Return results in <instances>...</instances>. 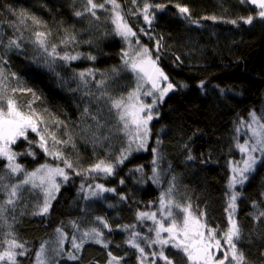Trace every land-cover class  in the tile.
<instances>
[{
  "label": "trees",
  "instance_id": "1",
  "mask_svg": "<svg viewBox=\"0 0 264 264\" xmlns=\"http://www.w3.org/2000/svg\"><path fill=\"white\" fill-rule=\"evenodd\" d=\"M155 1L116 3L137 34L131 42L139 39L140 44L153 49L168 76L163 84L171 82L175 87L153 110L157 117L149 125L147 152H132L112 175H105L85 170L99 160L114 163L128 147V131L121 130L123 122L112 101L121 97L126 100L141 83L124 63L128 46L115 33L113 5L94 0L105 4L103 9H95L94 17L85 11L87 0H0V80L7 85L6 89L0 85V94L11 96L25 112L31 104L43 116L45 123L38 132L46 136L50 149L53 144L48 132H54L61 141L71 139L68 144L55 145V149L74 166L67 169V181L58 178L60 189L46 215L32 214L43 203L45 193L30 185H24L15 209L9 206L3 214L6 220H0V251L7 247L6 240L13 238L10 232L27 249L25 255L17 257V264H37V252L42 244H53L57 228L73 235L76 230L94 227L103 231L107 248L87 242L75 253L79 259L73 260L69 255L58 256L54 244L49 246V264H107L108 252L123 257L121 264H140L141 254L125 242L129 233L123 226L136 228L151 239V223L138 219L137 214L148 212L170 187L172 198L182 205L190 203L197 217L204 213V223L216 228L218 235L227 229L231 167L242 155L237 147L238 125L252 111L258 112L264 124V20L257 17L252 24L244 23L240 17H256L259 9L241 0H168V8L178 11L175 5L187 6L192 19L200 23L183 19L185 29L179 39L157 51L156 22L153 19L149 25L141 11L146 2L152 5ZM77 11L83 15L76 16ZM22 14L44 23L36 25L26 17L21 23ZM207 16L220 19H202ZM231 20L237 23L228 22ZM37 32L49 33L43 47L36 39ZM71 36L75 40L68 39ZM10 40L20 47H9ZM66 53L79 54V58L66 61L61 58ZM89 69L93 75L87 74ZM80 72L86 73L83 79ZM13 88L25 91L13 93ZM158 140L161 143L157 144ZM39 141L40 135L31 131L27 139L14 146L15 152L22 153L17 159L25 171H34L42 164L64 167L63 160L45 153ZM189 155L194 159L188 160ZM6 164L0 158V176L4 177L0 204L7 199L3 186L24 179L23 172L11 174ZM97 184L115 192L85 199L89 185L94 189ZM238 191L241 195L235 219L242 238L237 247L248 264H264V217L256 219L264 212V157ZM97 217H103L109 228H104ZM145 249L151 254L148 244ZM164 254L173 264H189L185 254L174 247L165 248Z\"/></svg>",
  "mask_w": 264,
  "mask_h": 264
},
{
  "label": "snow or ice",
  "instance_id": "2",
  "mask_svg": "<svg viewBox=\"0 0 264 264\" xmlns=\"http://www.w3.org/2000/svg\"><path fill=\"white\" fill-rule=\"evenodd\" d=\"M105 2L113 5L112 11L114 15L112 17V22L115 25L116 35L122 37L125 41H128L129 45L131 46V41L129 38L135 37L136 32H134L131 26L124 20L123 16L118 10L120 6L116 3V0H105ZM132 2L135 3L136 0H132ZM241 2H249L252 5H256L259 9L256 17L251 15L247 17H240L244 23L252 24L253 20L257 17L261 20H264V0H241ZM87 5L88 7L85 8V11L90 12L94 17L96 16L95 9H103L105 7V4H97L94 2V0H87ZM152 7V5L146 2L144 4V8L141 10L143 12L145 22H147L149 25H151L153 19L155 18L154 13L150 12ZM154 7L156 9L163 10L166 5L157 4ZM175 7L178 9L181 17L186 19L189 23H200L199 20L192 19L190 9L187 6L177 4ZM75 15L81 16L83 13L77 11L75 12ZM25 17L30 19L32 23L36 25H41L44 23L37 17L26 16V14H22L21 23L24 22ZM202 19L215 21L220 18L216 16H207L203 17ZM228 22L232 24L237 23L236 20H231ZM141 31H143V29H141ZM35 35L40 46L43 47L46 37L49 35V33L37 32ZM68 39L75 40V36H71ZM65 42L67 41H61V43ZM136 43L139 44V39H137ZM12 46L17 48L20 47V45L15 40L9 41V47ZM160 47H162V45L160 44V41H157V51H159ZM53 53H55V46H53ZM124 56L127 57L128 52H124ZM61 58L66 61L76 60L79 58V54L68 55L66 53ZM88 58L93 60L95 59L94 56H89ZM158 60L159 57L156 59L152 58V54L147 47H141V50L136 52L135 57L131 59V61L125 59L124 63L126 66H130L132 71L138 73L139 80L151 84L152 90L145 92L144 95L153 96L154 91H158L159 100L162 101L164 96L167 95V93L171 91L175 85L171 82H168L166 87L161 88L160 82H167L168 76L164 73L163 69L159 67ZM86 72L88 75L94 74L91 69L86 70ZM85 74V72L79 73L81 79L85 77ZM14 75L15 74L13 73V76ZM2 76L3 73L0 72V77ZM98 83L103 84L104 81H99ZM0 85H2L5 89L7 88V85H3V80H0ZM203 85L204 82L201 81L200 87H203ZM182 86L186 87V85ZM141 87L142 84L138 83L137 88L128 93L127 103L125 102L124 97L112 101V106L120 110L119 120L123 122V129L121 130L127 131L129 129V125L134 127V132L129 134L128 147L122 149L121 155L114 163L105 160H99L85 171L112 175L116 166L123 164L132 151H138L146 147L147 138L150 132L148 125L153 119V107L156 104V98L154 97L152 104H144L143 102H140L139 94ZM18 90L25 91V89H11L13 93ZM26 91L30 92L31 89H27ZM33 96H35L34 93ZM0 102H3L0 103V157H3L7 160L6 168L11 174H19L23 172L25 175V179L21 180L19 183H12L10 185L3 186V190H5L7 193V199L2 204H0V220H6L3 214L8 211L9 206H11L13 210L15 209L17 202L22 199V189H24V185L29 184H31L32 188L40 187L45 193L43 203L37 205L36 207L38 210L32 214L46 215L50 210L52 200L55 199V193L60 189V184L57 183L56 177H62L64 181H67L69 176L65 169H72L74 167L72 162L64 158L62 151L55 149V145L68 144L71 142V139L61 141L57 139L54 132H48L47 135L51 138L53 144V148L50 149L48 147V139L46 136L38 132V127L41 124H44L45 120L40 113L31 108V104L28 105L29 111L25 112L21 109V106L17 103V101L11 96L5 97L3 94H0ZM250 115L252 116L253 123H257L258 127H252L251 124L248 125V127L251 129L252 136L255 138L254 142L245 141L243 144H237V147L241 153H244L245 155L241 161L233 162L232 164V175L229 179L228 186L230 189H233V191L231 192L228 201V207L226 208L229 218L228 227L223 232V235L220 238H217V229L209 227L206 223L202 222L204 213H201L199 217L195 216L191 211L192 206L190 203L182 205L179 202H176L172 198L173 188L170 187L166 193L161 194L159 201L160 211L171 220V223L168 224L167 227H165L163 220L158 221L156 219V213L140 212L137 214L138 219H151L157 224V227L155 228L156 239L150 241V243L160 244L161 250L158 253L153 252L151 254L153 257L159 256L166 262V264H173V261L169 260L168 256H166L163 251L164 246L171 245L185 254L189 264H248L244 253L237 247V243L242 238V233L240 225L235 219V211L237 207L236 201L241 193L235 191L234 189L236 185L242 186L249 179V175L255 171L258 161H260L261 157L264 156V124L258 123V118L256 117L255 113H250ZM29 130L32 132H37L38 135H40L39 146L44 150L45 153L50 156H54L57 159L63 160V168L59 166L52 167L48 164H42L39 168L32 172H24L23 166L16 162L17 156L21 155L22 153L13 151L12 145H14L20 138L27 139V132ZM237 131H239V129H237ZM45 132H47V127H45ZM159 143H161V141L158 140L157 144ZM133 144L136 145L135 149L133 148ZM156 151V149H153V152ZM255 153H260L261 155L258 156L255 155ZM30 154L34 155V153ZM187 159L192 160L194 157L189 155ZM153 163H155V160ZM140 170L142 169H137V171ZM153 172H156L155 168L153 169ZM154 179L156 178L154 177ZM3 180L4 177L0 176V182ZM37 181H39V183H37ZM156 182H158V179ZM121 183H123V180H121ZM81 190L85 191L83 185L81 186ZM105 192H115V189L106 188L103 184H97L93 189L92 186L89 185L84 198L89 199L90 197H99ZM121 199H126V197H121ZM173 206L177 209H180V211L184 213L182 223H178L174 218V213L172 211ZM262 217H264V212L259 213V216H257L256 219L260 220ZM13 219H15V217H13ZM96 219L103 224L104 228H109L108 222L104 220L103 217H97ZM72 223L74 226H76L75 222ZM123 227L127 228L131 226ZM56 232L60 234V243L62 244L65 234L61 228H57ZM161 233H167V238H162ZM8 235L12 236L13 238L7 239L5 241L7 247L4 248L3 251H0V264H4L5 261H7V264H17V257L25 255L27 249H25L24 244L20 243L11 232L8 233ZM138 235L139 233L132 232L130 237L125 242L130 247L139 251L141 255L138 257V260L140 261V264H144L145 249L141 247L140 243L137 242ZM103 236L104 233L99 228L94 227L85 230L79 237V242H77V237L75 235L72 237V247L77 252H79L84 247L85 243L92 241L107 248L108 243L105 242ZM222 240L224 242L223 244L221 243ZM224 245H227V250L223 251V258H217L215 256V251L223 249ZM17 249L20 251H17ZM44 252L45 247L44 244H42L40 251L37 252L38 264H45V261L42 259ZM58 254L59 253L57 252V255ZM68 255L70 259H79V257L74 253H69ZM108 257L109 259L107 264H121V261L123 260V257L113 256L111 252H108ZM152 264H155V261H153Z\"/></svg>",
  "mask_w": 264,
  "mask_h": 264
},
{
  "label": "rangeland",
  "instance_id": "3",
  "mask_svg": "<svg viewBox=\"0 0 264 264\" xmlns=\"http://www.w3.org/2000/svg\"><path fill=\"white\" fill-rule=\"evenodd\" d=\"M157 4H164V5H166V7L163 10H159V9H156L154 7ZM167 4H168V0H158V1L152 2V6L153 7H152V9L150 11V12L154 13V15H155V18H154V21L156 22V25H155V30H156L155 36L159 39L160 44L162 45V47H165V46L168 47L171 44L175 43L179 39V37L181 36L182 32L185 29V24L182 22V20L184 18L181 17V15L179 14V12L177 10H173L171 8H168L167 7ZM120 13H121V11H120ZM121 15H122V13H121ZM124 20H125V18H124ZM136 36H137V34H136ZM133 39H134V37H130L129 38L130 41H132ZM127 46H128L127 49L129 51L128 50H125V52L126 51L128 52V56L126 57V59H128L129 61H131V59H133L135 57L136 52H139L141 50V47H147L150 50L151 54H152V58L153 59H156L155 56H154V53L152 51L153 49L150 48V47H148V46H146V45L140 44V42H139V44L132 43L131 42V46H130L129 45V42L127 41ZM129 68H130V66H129ZM135 73L138 75L137 72H135ZM140 81H141L140 84H142V87L140 88L139 100H140V102H143L144 104H152L153 103V99L155 97L156 98V104L154 105L153 110L158 106V104L162 103L169 96L168 94L173 90L172 89L171 91H169L167 93L168 96L165 95L164 98H163V100L160 101L159 100V92L158 91H154L153 90L154 91V95L153 96L144 95L145 92H148V91L152 90L151 89V84L150 83H145L142 80H140ZM160 85H161V88L166 87V84H163V81L160 82ZM125 102L126 103L128 102L127 101V98H126ZM118 111L120 112V110H118ZM251 113H255L256 117L258 118V123L259 124H263L260 116L257 114L258 113L257 111L256 112L255 111H252ZM156 117L157 116L154 115V111H153V119L149 122V125L152 123V121ZM249 124H251L252 127H258V124L257 123H253L252 116L250 114H249V117L247 119L245 118V119L241 120L240 123H239V125H238V129H239V131H238V137L240 138L239 144H243L245 141L254 142V139L255 138L252 136L251 129L248 127ZM149 125H148V127H149ZM127 131H125V132H127L128 134H131L132 132H134V127L132 125H129V129ZM29 132H31V130H29L27 132V134ZM238 137H237V140H238ZM22 139H24V138L18 139L17 142H19ZM148 139H149V136L147 138V142H148ZM15 144L12 145V150L13 151H15V149H14ZM135 147H136V145L133 148L135 149ZM146 149H147V147H145L143 149H140L138 151L134 150L132 152H133V154H135V153H144V152H147ZM241 154H242L241 155V159L239 161H241L244 158V155H245L244 153H241ZM255 155L260 156L261 154L260 153H255ZM263 157L264 156H262L261 159ZM0 158H3V157H0ZM3 159H5V158H3ZM16 162L19 163L17 158H16ZM235 162H237V161H235ZM259 162L260 161H258L257 165L259 164ZM257 165H256V167H257ZM50 166H52V165H50ZM52 167H56V166H52ZM61 168H63V167H61ZM23 169H24V172H26L24 166H23ZM65 171L67 172V169H65ZM28 172H32V171H28ZM231 175H232V171H231ZM58 178L59 177H56L57 183H58ZM24 179H25V175H24ZM246 182L242 186H244L246 184ZM37 183H39V181H37ZM29 185L31 186V184H29ZM239 187H241V185H236V187H235L234 190L237 191V192H239L238 191V188ZM37 188H40V187H37ZM161 189H163V188H161ZM232 191H233V189H230V195H231V192ZM166 192L167 191L164 190L162 193H166ZM56 194H57V192L55 193V195ZM237 200H238V198H237ZM236 204H237V201H236ZM236 209H237V207H236ZM172 211L174 213V218L177 220V222L178 223H182L183 218H184V213L182 212V214H180V212L178 210H176L174 206L172 207ZM147 213H156L157 214L156 219L158 221L159 220H163L164 223H165V227H167L168 224L171 223V220L168 219L167 216L160 211V203L159 202L152 204L151 205V209ZM235 213H236V211H235ZM144 220L149 221L151 223V225H152V228L150 227V229H149L150 232H151V234H152L151 239H146L145 235L142 234L136 228L127 227L125 229L128 230L129 237H130V235H131L132 232L139 233V235L137 236V242L140 243L141 247H143L145 249V246L148 244V248L151 251V254L153 252L158 253L161 250V245L160 244H151L150 243V241L156 239L155 228L157 227V224L153 220H151V219H146L145 218ZM202 222L204 223V220L203 219H202ZM82 232L83 231L76 230V231H74V234L71 235V234H68L66 231L63 230V233L65 234V238H64L62 244L60 243V239L61 238H60V234L59 233L57 234V237L54 240L53 244L49 245L50 244L49 241H48L49 243L44 244L45 252H44V255H43L42 259L45 261V264H49V262L51 260V258H50L51 253L49 251V246H53L54 244L58 248V251H57L59 253L58 256L68 255L69 253H74L75 254L76 253V250L72 247V237L75 235L77 237V242H79V237L81 236ZM222 235L223 234L217 235V238H220ZM167 236H168L167 233H161V237L162 238H167ZM221 243L222 244L224 243L223 240L221 241ZM168 247H172V246L171 245L164 246L163 247V251H164L165 248H168ZM18 250L19 249H17V251ZM224 250H227V245H224V248L221 249V250H219V251H215L214 250L215 251V256L217 258H223V251ZM151 254H148V251L145 249L144 264H152L153 261H155V264H166V262L163 259H161L159 256L153 257ZM4 264H7V261H5ZM37 264H38V261H37Z\"/></svg>",
  "mask_w": 264,
  "mask_h": 264
}]
</instances>
